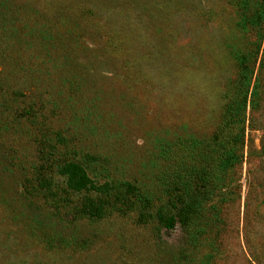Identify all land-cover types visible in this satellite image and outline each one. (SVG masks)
<instances>
[{
  "label": "rangeland",
  "instance_id": "rangeland-1",
  "mask_svg": "<svg viewBox=\"0 0 264 264\" xmlns=\"http://www.w3.org/2000/svg\"><path fill=\"white\" fill-rule=\"evenodd\" d=\"M247 1L264 4L0 0V264H264V22ZM255 47L260 95L247 103L240 164L194 229L162 228L147 215L160 204L159 148L212 134L234 55ZM71 160L96 185L135 192L100 219L73 208L77 192L57 210L27 179L51 164L61 189L57 164ZM197 226L206 230L193 240Z\"/></svg>",
  "mask_w": 264,
  "mask_h": 264
},
{
  "label": "trees",
  "instance_id": "trees-1",
  "mask_svg": "<svg viewBox=\"0 0 264 264\" xmlns=\"http://www.w3.org/2000/svg\"><path fill=\"white\" fill-rule=\"evenodd\" d=\"M247 2L248 5L244 4V8L248 9V16L250 15L253 21L263 23L264 4ZM257 55L258 47L234 55L237 75L233 81L231 98L223 106L220 121L208 138L184 139L178 136L169 146L159 148V153L164 155L163 164L156 176L160 204L154 212L147 215L154 218L162 228L173 229L180 225L194 229L195 219L206 210V204H211L214 193L224 184L229 168L230 171L233 168L235 172L240 164L247 103L250 101L251 107L255 108L260 95L259 78H254ZM47 166L53 167L47 163L36 165L33 168L35 180L30 178L27 182L32 185L35 196H43L54 203L57 210L65 209L71 194L77 192L81 193V197L73 208L82 216L100 219L122 210L125 198L129 200L127 195L135 192V187L130 182L119 183L110 188L96 185L88 176L84 165L73 160L57 164L58 172L64 175L66 180L61 189L54 188L47 173ZM90 190L96 193L92 196L86 195ZM137 201L143 208H149L152 202L148 197H139ZM127 206L130 208L132 205ZM142 215L141 212L138 217ZM209 219L207 226L211 225V218ZM193 229V240L206 230L198 228L196 232V229Z\"/></svg>",
  "mask_w": 264,
  "mask_h": 264
}]
</instances>
